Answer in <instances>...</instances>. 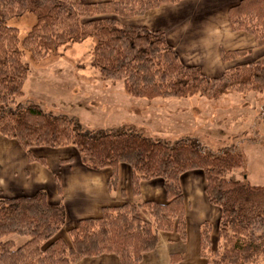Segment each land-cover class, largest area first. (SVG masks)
<instances>
[{
  "label": "trees",
  "instance_id": "1",
  "mask_svg": "<svg viewBox=\"0 0 264 264\" xmlns=\"http://www.w3.org/2000/svg\"><path fill=\"white\" fill-rule=\"evenodd\" d=\"M182 0H0V135L15 140L29 161L47 163L32 148L74 147L81 163L93 170L109 168V189H115L117 168H130L133 194L142 181L162 180L165 203L126 202L104 207L97 218L81 219L61 236L66 223L62 204L51 205L39 191L31 197L0 198V264H75L85 257L115 255L121 264H139L153 251L159 232L175 231L185 240V206L180 177L192 170L204 175V195L219 209L216 243L212 225L200 226L199 255L204 264H264V186L227 178L244 167L240 153L223 149L206 152L193 139L171 142L152 139L132 129H110L93 135L81 132L79 121L53 115L29 103L13 108L23 96L29 74L24 56L43 60L52 51L92 37L91 63L102 79L121 81L132 97L217 98L227 92L264 93V58L240 64L217 78L198 67L186 66L168 44L163 31L125 26L114 18L144 15L163 4ZM34 15L35 22L22 40L7 21ZM233 32L254 37L264 46V0H241L228 9ZM107 16V17H106ZM104 17V18H102ZM251 49L221 51L223 62L243 58ZM10 235L25 237L17 246ZM171 263L177 264L172 255Z\"/></svg>",
  "mask_w": 264,
  "mask_h": 264
},
{
  "label": "crops",
  "instance_id": "2",
  "mask_svg": "<svg viewBox=\"0 0 264 264\" xmlns=\"http://www.w3.org/2000/svg\"><path fill=\"white\" fill-rule=\"evenodd\" d=\"M81 1L97 3L108 0ZM240 1L182 0L176 4H163L142 16L116 17V20L125 26L163 31L168 44L175 49L184 65L198 67L205 76L217 78L236 61L223 62L221 51L251 49L248 55L237 59L240 64L260 60L264 53V46L256 47L252 35L240 31L233 32L229 27L228 9ZM183 100H187L188 104L197 105L189 108L191 113L188 115L186 112L180 114L187 119L179 117L180 120H167L164 128L176 130H166L164 135H160L158 131L156 133L155 130L152 135H157L150 138L169 142L179 138L193 139L195 134L201 136V127L207 122L208 125L212 124V121L219 125L218 113L222 111L213 103L219 99L216 101L193 96ZM216 108L220 111L215 110ZM171 110L169 109V112ZM177 120L180 123H177ZM38 150L32 148L31 153L36 157H43L46 166L29 161L27 154L15 140L0 135V198L31 197L39 191H44L49 204H62L65 209L66 223L61 234L77 226L81 219L100 217L104 207L120 206L126 202H166L163 182L160 179L142 181L138 195L133 194L130 168L125 164L118 166L116 188L110 190L108 180L111 170H93L85 167L76 149L66 157L59 153L62 148ZM204 184V175L199 170L188 171L180 177L185 206V240H181L175 231L159 232L155 249L143 255L139 264H172V255H176L174 260L177 264H204L199 255L200 226L206 221L211 223L213 241L216 238L213 228L220 215L219 209L207 201L203 192ZM75 264L121 263L115 255L103 254L85 257Z\"/></svg>",
  "mask_w": 264,
  "mask_h": 264
},
{
  "label": "rangeland",
  "instance_id": "3",
  "mask_svg": "<svg viewBox=\"0 0 264 264\" xmlns=\"http://www.w3.org/2000/svg\"><path fill=\"white\" fill-rule=\"evenodd\" d=\"M107 18L117 19L113 16ZM34 22V15L26 12L8 20L7 24L18 29L22 40ZM94 42V38L89 37L82 42L60 47L43 60H34L26 53L24 61L29 65V74L23 85L24 94L17 99L13 108L33 103L53 115L73 116L79 121L81 132H91L93 135L110 129H132L150 137L157 135H152L155 130L160 135H164L166 130H176L164 128L167 120H180L179 117L187 119L180 114L186 112L188 115L191 113L189 108L197 105L188 104L184 98L203 97L197 94L182 98L145 99L128 95L121 81L102 79L93 67L91 51ZM238 65L240 61L237 60L231 64L232 67ZM206 99H219L213 103L222 111L218 113L220 123L218 125L212 121L208 125L207 122L201 127V136L195 134L193 140L206 152L217 153L225 148L240 153L244 167L228 173L227 178L264 186V93L240 94L230 91L217 98ZM169 109H172L171 112ZM179 120L176 122L180 123ZM74 149L65 147L59 153L70 156ZM217 224L213 228L214 235L217 234ZM61 236L68 239L65 231ZM6 239L13 240L17 246L26 240L17 235H10ZM215 241L216 238L212 243L215 244Z\"/></svg>",
  "mask_w": 264,
  "mask_h": 264
}]
</instances>
